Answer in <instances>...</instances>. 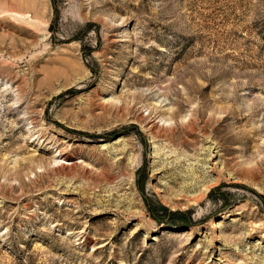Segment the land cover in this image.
Here are the masks:
<instances>
[{"label": "rangeland", "instance_id": "374dc122", "mask_svg": "<svg viewBox=\"0 0 264 264\" xmlns=\"http://www.w3.org/2000/svg\"><path fill=\"white\" fill-rule=\"evenodd\" d=\"M263 263L264 0H0V264Z\"/></svg>", "mask_w": 264, "mask_h": 264}, {"label": "bare ground", "instance_id": "6f19581e", "mask_svg": "<svg viewBox=\"0 0 264 264\" xmlns=\"http://www.w3.org/2000/svg\"><path fill=\"white\" fill-rule=\"evenodd\" d=\"M155 128H154V124H152V125H150V127L146 130L147 131V133L149 134V136H150V138H151V141H149L151 144H152V148H153V153H154V156H157V155H159L160 154V152H161V142L163 141V139H162V135H158V133L154 130ZM174 132V131H173ZM164 133V132H163ZM161 134V133H160ZM165 134H166V132H165ZM168 135V134H167ZM165 137V136H164ZM163 137V138H164ZM165 141H166V139H164ZM117 141H115V142H113V144H115ZM108 146H110V145H108V144H102V145H100V147H101V149L102 148H107ZM109 148V147H108ZM209 149V150H208ZM207 150H208V152H207V157H208V160H209V165L210 166H208V167H205V169H209V168H211V170L210 171H212L214 168H215V165H216V163H218V161L217 160H219V158H220V154L218 153V151H215V147L214 148H212V147H210V148H208ZM164 150V149H163ZM206 151V150H205ZM66 157V156H65ZM214 161H216V162H214ZM161 165V164H160ZM154 168V167H153ZM154 171L153 172H157V173H159V171L158 170H160L159 169V167H156V169H153ZM163 170V169H162ZM161 173V172H160ZM229 175V174H228ZM230 179L232 180V182L233 183H235L236 182V179H235V177L233 176V175H231L230 176ZM74 189V188H73ZM264 264V263H263Z\"/></svg>", "mask_w": 264, "mask_h": 264}]
</instances>
